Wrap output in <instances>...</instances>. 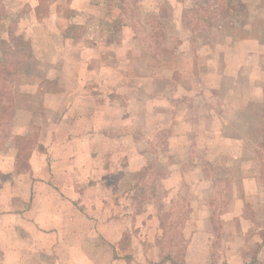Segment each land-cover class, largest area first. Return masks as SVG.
Here are the masks:
<instances>
[{"label": "crops", "instance_id": "crops-1", "mask_svg": "<svg viewBox=\"0 0 264 264\" xmlns=\"http://www.w3.org/2000/svg\"><path fill=\"white\" fill-rule=\"evenodd\" d=\"M211 2L3 0L28 57L0 135V264H264V0ZM215 10L217 39L206 20L193 36L188 15ZM158 30L168 61L141 41ZM210 148L230 172L218 216ZM185 193L178 262L162 240Z\"/></svg>", "mask_w": 264, "mask_h": 264}, {"label": "rangeland", "instance_id": "rangeland-1", "mask_svg": "<svg viewBox=\"0 0 264 264\" xmlns=\"http://www.w3.org/2000/svg\"><path fill=\"white\" fill-rule=\"evenodd\" d=\"M228 1L229 0H220V2L218 3V6L219 7H226V6L229 5ZM43 2H45V0H43ZM192 2H193V4L198 5L199 11L204 10V7L209 8L208 10H211L212 8H215V6L209 7L211 5V3H212L211 0H192ZM208 4H209V6H208ZM43 5H45V3H43ZM42 9H43V7H42ZM212 12L213 13L210 14V15H208L206 13L204 14L206 19H202V18L199 19L198 18V16H199L198 14L190 13L188 15L189 21L194 19V24L192 25V29H194V30L190 31V33L192 35L195 33L194 31H197L198 28L202 27L203 22H201V21H203V20L205 21L206 20V22H208L206 25L209 28V35L211 36V38H214L215 40L217 39V37L219 35V32H220V31L217 30L218 29L217 25L220 24L223 21V19L227 20L228 18L227 17H223V15H220L221 13L219 15L214 14V12H217L216 10L212 11ZM7 17L8 18H7L6 22H8L9 19H12V18L14 19L15 18V14L9 12ZM200 17H201V15H200ZM184 21H185V19H184ZM184 21L182 20V22L180 24V25L183 26L182 34L180 33V35H179L180 38H185V37L188 38V36H189V33L186 30L187 27L184 26V24H185ZM230 21H232V19H229V22ZM189 27H191V26L189 25ZM162 34H163L162 31L158 30V31H156L155 37H150L151 39H148L147 37L144 36L145 40H143V39L141 40V38H140V40L143 41L144 44L149 45V47L152 48L155 51L156 54H159L158 56H159V58H162V61H168L165 58L169 55V53H168L169 52V47H165V46L160 47L159 42H158V41L161 40ZM189 38H190V36H189ZM160 54H161V56H160ZM182 76L187 78L186 77L187 74H184ZM207 79L208 80H206V82H208L210 86L212 84L217 85V81L213 80V77H210V78H207ZM181 80L186 81V80H184L182 78H181ZM188 84H190V83H188ZM211 91L212 90H210L209 92H211ZM19 96H17V97H19ZM22 97L25 98L24 96H20L18 98V101ZM212 100H214V99H212ZM164 135H165V132H162L160 137H162ZM160 139L162 140V138H160ZM162 143H163V147H164V144H165L164 140L162 141ZM216 152H219V151L217 149H211L210 150L211 158H210V160L208 162V164H209V176L214 179L213 180L214 190H213V192H211V196H210L211 199L209 200V205H210L212 211L215 212V214H217V216H218V213H217L218 207H220V209H222V206L219 203H217V200L220 201V202L224 201L223 192H221L219 189H221L222 186H226V185L228 186L227 176L230 174V172H229L228 166L226 165V160L221 159V157L218 156L219 153L216 156ZM223 152L226 153L224 150H223ZM195 156H196V152H195ZM193 161H195V159ZM189 163H192L191 160L188 161V164ZM195 163L200 164L201 163L200 158L197 159V162H195ZM168 165H169V160L168 159H161V160H159V161H157L155 163H152V166L149 168V171L163 173V172H165L164 171L165 168H168ZM118 177H121V176L117 175L115 177V179H117ZM127 181H129V180H127ZM119 182L120 183H124V181H122V180L120 181V179H119ZM233 186L234 185H232V187ZM162 194L163 193L161 192V194L160 193L157 194L156 197L157 196H161L162 197ZM139 195H141V194H139ZM225 195L228 196L227 193H225ZM188 197L189 196L186 193L183 194V195L179 194L177 196V201H176L175 205L173 207H171V209H170L171 212L169 214V217L170 218L172 217V219L167 217V219H169L170 222H169L168 225H166V228L164 229V237H163V240H162L163 243H164V245H163L164 251L172 250L174 252V257H176L175 260H177L178 262H181V258H182V252L181 251H182V245L183 244H182L181 238H179L181 227L183 226V224L185 222V219H186L185 217L190 215V213L187 210H185L186 208H185V205H184L185 202L187 201ZM151 199H152V194H151V197H150L149 194H147L145 192L144 201L141 202V200H140V202H139V204L141 205V209H142V206L144 205L146 207H150V210H151V208H153V206L151 205ZM233 213H234V211H233ZM127 225H128V231L129 232L127 234V239L125 241L128 243V247L132 246L131 250H139L136 254H137V256L139 258H141L142 257V253L141 252H142L144 246H143V244L139 243L134 238V233L132 232L133 231L132 220L128 221ZM225 230H229V227L228 226L225 227ZM109 251H110V248H109ZM162 261H164V260H162Z\"/></svg>", "mask_w": 264, "mask_h": 264}, {"label": "trees", "instance_id": "trees-1", "mask_svg": "<svg viewBox=\"0 0 264 264\" xmlns=\"http://www.w3.org/2000/svg\"><path fill=\"white\" fill-rule=\"evenodd\" d=\"M7 11L0 0V135L11 116L12 84L16 69L25 57V43L15 34V20H7ZM2 133V134H1Z\"/></svg>", "mask_w": 264, "mask_h": 264}]
</instances>
